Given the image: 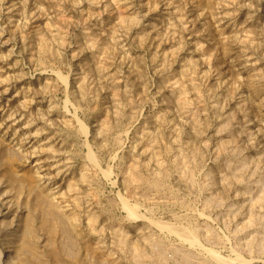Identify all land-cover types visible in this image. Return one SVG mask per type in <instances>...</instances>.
Instances as JSON below:
<instances>
[{"label": "rangeland", "instance_id": "374dc122", "mask_svg": "<svg viewBox=\"0 0 264 264\" xmlns=\"http://www.w3.org/2000/svg\"><path fill=\"white\" fill-rule=\"evenodd\" d=\"M0 264H264V0H0Z\"/></svg>", "mask_w": 264, "mask_h": 264}, {"label": "bare ground", "instance_id": "6f19581e", "mask_svg": "<svg viewBox=\"0 0 264 264\" xmlns=\"http://www.w3.org/2000/svg\"><path fill=\"white\" fill-rule=\"evenodd\" d=\"M11 172H12V171H11ZM14 177H15V176H14ZM127 209L130 210L131 208H130L129 206H127ZM131 210H132V209H131ZM26 223H28V222L26 221ZM27 227H29V226H26V227H25V230H26L25 232H26L27 234H29V231H28V228H27Z\"/></svg>", "mask_w": 264, "mask_h": 264}]
</instances>
